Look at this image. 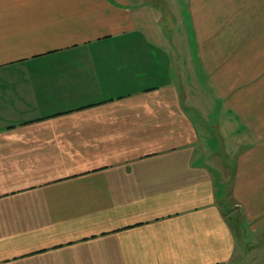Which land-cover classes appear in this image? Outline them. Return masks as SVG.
Instances as JSON below:
<instances>
[{
	"label": "crops",
	"instance_id": "1",
	"mask_svg": "<svg viewBox=\"0 0 264 264\" xmlns=\"http://www.w3.org/2000/svg\"><path fill=\"white\" fill-rule=\"evenodd\" d=\"M167 4L0 0V264H264V0Z\"/></svg>",
	"mask_w": 264,
	"mask_h": 264
},
{
	"label": "rangeland",
	"instance_id": "2",
	"mask_svg": "<svg viewBox=\"0 0 264 264\" xmlns=\"http://www.w3.org/2000/svg\"><path fill=\"white\" fill-rule=\"evenodd\" d=\"M168 1V4L166 5V7H167V9L169 10V9H171V14L173 13V12H175L176 14H180L179 13V10H180V4H178V1L177 0H167ZM174 5L173 7L171 6V5ZM168 5H170V8H168ZM244 13H242V15H243ZM176 20L175 21H177V18H176V16L174 17ZM182 23H183V28L181 29L180 27H174L175 25H176V22L174 23V26H171L170 28L172 29L173 27V29H172V31L171 32H169L170 34H172V35H178L179 36V34H181L180 32H182L183 34H185L184 33V31H187V33H188V35L190 36V37H194L193 36V34H192V28H191V26H189V23H188V20L187 19H185V21L183 22L182 21ZM216 23V22H215ZM191 25V24H190ZM170 28H168V29H170ZM182 30H184V31H182ZM227 31V30H226ZM186 35V34H185ZM225 141V143H227V141L226 140H224ZM220 161H221V157H220ZM226 207H228V208H230V205H227L226 204ZM234 218V221L236 222L237 221V218H235V217H233ZM239 240H241V242H242V246L244 247V245H245V243L243 242V238L242 237H239L238 236V241Z\"/></svg>",
	"mask_w": 264,
	"mask_h": 264
}]
</instances>
